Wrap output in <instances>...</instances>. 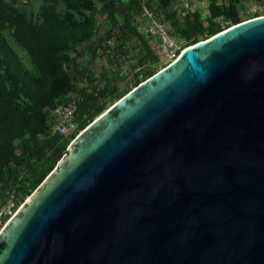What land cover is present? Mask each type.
<instances>
[{
    "label": "water",
    "instance_id": "water-1",
    "mask_svg": "<svg viewBox=\"0 0 264 264\" xmlns=\"http://www.w3.org/2000/svg\"><path fill=\"white\" fill-rule=\"evenodd\" d=\"M0 264H264V15L75 135L1 227Z\"/></svg>",
    "mask_w": 264,
    "mask_h": 264
},
{
    "label": "rangeland",
    "instance_id": "rangeland-1",
    "mask_svg": "<svg viewBox=\"0 0 264 264\" xmlns=\"http://www.w3.org/2000/svg\"><path fill=\"white\" fill-rule=\"evenodd\" d=\"M186 1L192 8L189 13L197 14L200 23L192 38L195 43L208 37L205 30L210 4L220 8V15L213 20L221 29L235 24V20L264 15V0H168L162 8L177 15ZM104 2L117 5L126 0H0V6L11 11L6 18H0L1 56L8 58L0 61V229L36 188L30 181L10 186L9 158L32 138L46 134L45 112L75 84L74 49L92 48L98 42L103 47L104 42L119 43L117 35L104 41L103 34L108 29ZM175 35L181 47L190 42ZM128 44L126 56L113 60L116 71L106 73L116 91L111 99H106L100 113L131 89L135 72L148 76L163 67L160 60L143 56L136 39L131 38ZM78 60L81 65L92 66L94 74L99 64H105L104 58L84 62L80 57ZM5 69L13 84L8 81ZM71 139L72 136L63 138L67 145Z\"/></svg>",
    "mask_w": 264,
    "mask_h": 264
},
{
    "label": "trees",
    "instance_id": "trees-1",
    "mask_svg": "<svg viewBox=\"0 0 264 264\" xmlns=\"http://www.w3.org/2000/svg\"><path fill=\"white\" fill-rule=\"evenodd\" d=\"M148 1L150 3L159 2L162 7L168 2V0ZM140 2L141 0H126L125 3L117 5L104 2V7L106 8L105 21L108 25V29L103 34L104 41H109L114 35H117L119 36L118 44L109 45L110 43L103 41L105 47L98 42L95 49L84 47L74 49L72 67L74 69L73 78L75 79V84L71 89H75L80 97L77 106L79 119H81L82 115H87L80 125L81 128L91 122L103 110L106 99H111L115 94L116 88L106 73L116 71V67L113 66V56L117 55V59H123L128 51V43L131 38L138 41L140 50L145 58L157 60V56L151 49L148 39L139 33L133 24L135 16L140 9ZM209 7V23L205 30L208 36L222 30L220 25L213 20L220 15V8L215 4H210ZM10 13L11 11L0 6L1 19L6 18L5 16ZM164 18L170 24L173 33L182 36L186 41L190 40V42L185 44V47L195 43L192 38L195 36L197 26H200L197 14L188 13L183 17H178L173 12L164 11ZM237 22L239 21H234V23ZM110 46L112 47L110 48ZM2 52L3 50L0 48V61H7V57L1 56ZM80 57H83L84 62L86 60L95 61L104 58L105 64H99V69L94 74L92 66L81 65L78 60ZM4 73L7 75L10 84H13L14 80L11 79L9 72L5 69ZM148 76L141 75V72H135L131 88ZM44 126L46 134L43 137L32 138L23 144L17 154L9 158L10 186H20L23 182L30 181L33 188H35L66 151V141L60 135L48 132L45 118Z\"/></svg>",
    "mask_w": 264,
    "mask_h": 264
},
{
    "label": "built area",
    "instance_id": "built-area-1",
    "mask_svg": "<svg viewBox=\"0 0 264 264\" xmlns=\"http://www.w3.org/2000/svg\"><path fill=\"white\" fill-rule=\"evenodd\" d=\"M190 11H192L191 5L186 1L182 4L177 16L183 17ZM135 23H137L135 25L137 31L145 34L149 39L151 49L163 66L175 60L185 48L178 43L177 36L173 34L170 24L164 18V10L159 2L150 3L148 0H141ZM96 44L92 49H95ZM116 57L117 55H114L112 60L122 59ZM113 66L116 67L115 62ZM79 99L77 91L70 89L68 93L59 96L55 103L48 107L45 112V125L50 134H58L62 138L69 136L73 138L83 129L80 125L87 115L84 114L79 119L77 114Z\"/></svg>",
    "mask_w": 264,
    "mask_h": 264
}]
</instances>
